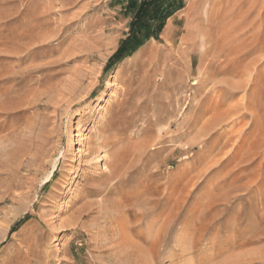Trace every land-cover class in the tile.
<instances>
[{"label": "rangeland", "instance_id": "obj_1", "mask_svg": "<svg viewBox=\"0 0 264 264\" xmlns=\"http://www.w3.org/2000/svg\"><path fill=\"white\" fill-rule=\"evenodd\" d=\"M0 264H264V0H0Z\"/></svg>", "mask_w": 264, "mask_h": 264}, {"label": "trees", "instance_id": "obj_2", "mask_svg": "<svg viewBox=\"0 0 264 264\" xmlns=\"http://www.w3.org/2000/svg\"><path fill=\"white\" fill-rule=\"evenodd\" d=\"M142 15V14H141ZM151 35L149 34H145L144 32H141V34H135L134 30H132V33L130 34L129 38L123 42L122 47H121V51L124 53V55H127V53H129L130 51L128 50L126 52V50L124 49L125 45L129 44L130 42H132V47L133 49H136L138 47H140L143 42L148 39Z\"/></svg>", "mask_w": 264, "mask_h": 264}, {"label": "bare ground", "instance_id": "obj_3", "mask_svg": "<svg viewBox=\"0 0 264 264\" xmlns=\"http://www.w3.org/2000/svg\"><path fill=\"white\" fill-rule=\"evenodd\" d=\"M111 85V82L110 81H108L107 83H106V86H110ZM244 97V96H243ZM230 120V119H229ZM78 152H81V151H78ZM123 236V235H122ZM122 238V237H121ZM127 238V237H126ZM123 239H125V236H123ZM120 241V240H119ZM126 241H127V239H126ZM120 243V246L122 247V246H124V245H126V243L124 244V241L121 239V241L119 242ZM128 243V242H127ZM120 247V248H121ZM117 248V247H116ZM119 248V249H120ZM123 249H125V248H123ZM120 251H121V249H120ZM121 253V252H120ZM121 255V254H120ZM141 261V260H140ZM139 261V262H140ZM142 262V261H141Z\"/></svg>", "mask_w": 264, "mask_h": 264}]
</instances>
